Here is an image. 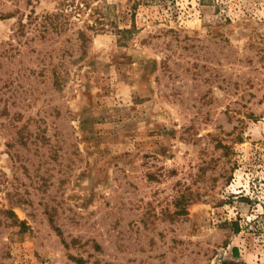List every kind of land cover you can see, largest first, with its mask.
<instances>
[{
  "label": "rangeland",
  "instance_id": "1",
  "mask_svg": "<svg viewBox=\"0 0 264 264\" xmlns=\"http://www.w3.org/2000/svg\"><path fill=\"white\" fill-rule=\"evenodd\" d=\"M0 264H264V0H0Z\"/></svg>",
  "mask_w": 264,
  "mask_h": 264
},
{
  "label": "trees",
  "instance_id": "2",
  "mask_svg": "<svg viewBox=\"0 0 264 264\" xmlns=\"http://www.w3.org/2000/svg\"><path fill=\"white\" fill-rule=\"evenodd\" d=\"M117 31H119V30H117ZM119 32H128V30H120Z\"/></svg>",
  "mask_w": 264,
  "mask_h": 264
}]
</instances>
